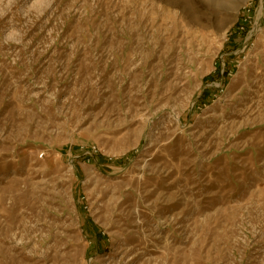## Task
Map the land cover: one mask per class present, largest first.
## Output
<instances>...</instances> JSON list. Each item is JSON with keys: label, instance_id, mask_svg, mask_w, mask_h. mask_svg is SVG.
I'll list each match as a JSON object with an SVG mask.
<instances>
[{"label": "rangeland", "instance_id": "obj_1", "mask_svg": "<svg viewBox=\"0 0 264 264\" xmlns=\"http://www.w3.org/2000/svg\"><path fill=\"white\" fill-rule=\"evenodd\" d=\"M244 1L0 0V264H264Z\"/></svg>", "mask_w": 264, "mask_h": 264}, {"label": "built area", "instance_id": "obj_2", "mask_svg": "<svg viewBox=\"0 0 264 264\" xmlns=\"http://www.w3.org/2000/svg\"><path fill=\"white\" fill-rule=\"evenodd\" d=\"M252 0H246V2L244 3V6H243V13H248L250 12V10L252 9V3H251ZM246 21V19H243V18H240V21L238 23V25L235 27V31H241L242 29H244V22ZM39 157H42V153L39 154Z\"/></svg>", "mask_w": 264, "mask_h": 264}, {"label": "bare ground", "instance_id": "obj_3", "mask_svg": "<svg viewBox=\"0 0 264 264\" xmlns=\"http://www.w3.org/2000/svg\"><path fill=\"white\" fill-rule=\"evenodd\" d=\"M260 8H262V5H260ZM223 32H225V30Z\"/></svg>", "mask_w": 264, "mask_h": 264}]
</instances>
